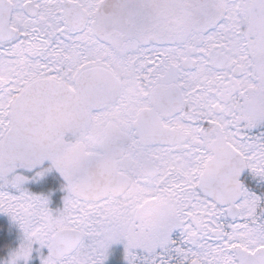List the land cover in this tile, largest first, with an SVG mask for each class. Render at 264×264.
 <instances>
[{"label":"snow or ice","instance_id":"1","mask_svg":"<svg viewBox=\"0 0 264 264\" xmlns=\"http://www.w3.org/2000/svg\"><path fill=\"white\" fill-rule=\"evenodd\" d=\"M0 264H264V0H0Z\"/></svg>","mask_w":264,"mask_h":264}]
</instances>
